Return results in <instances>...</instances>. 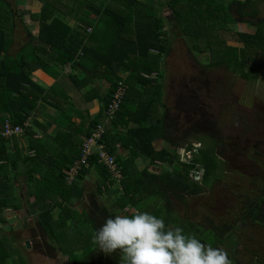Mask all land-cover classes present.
I'll use <instances>...</instances> for the list:
<instances>
[{
  "label": "trees",
  "instance_id": "16d2710c",
  "mask_svg": "<svg viewBox=\"0 0 264 264\" xmlns=\"http://www.w3.org/2000/svg\"><path fill=\"white\" fill-rule=\"evenodd\" d=\"M36 1L42 3V9L30 17L39 22V35L11 54L17 21L28 30L22 9L0 0V128L6 120L24 126L41 101L60 112L59 121L67 117L71 123V109H63L57 95H63L67 101L69 98L59 93L56 86L46 89L35 83L32 77L38 70L57 79V68L70 65L72 72L88 67L92 74L97 71L102 74L109 88L105 96H99L101 115L87 127L82 120L80 133L70 135L71 157L62 150L63 158L55 152L26 160L27 168L30 161L37 169L47 168V174L41 178L33 176L36 172L33 168L28 172L32 185L37 184V190L27 195L38 211L37 222L31 227L33 238L47 237L46 249L60 252L68 258V264H120L118 252L106 255L93 244V234L108 218L139 210L163 218L166 226L178 225L185 233H194L202 243L225 246L233 264H264L259 254L248 261H236L238 245L234 241L238 229L244 232L252 225L264 228V187L252 183L237 198L235 209L218 223L209 218L194 222L177 214L174 202L187 205L189 198L201 195L218 182V176L224 173V162L216 155L213 138L205 148H195L192 144L184 145L186 133L174 135L169 123L175 121L169 118L163 102L165 71L161 69L171 50L170 31L166 29L169 25L189 37L197 54L211 53L209 67H226L248 82H257L264 73V18L260 17L258 1L74 0L73 4L63 0ZM232 24H245L254 28L255 33L234 31ZM227 34H235V42L242 47L229 45ZM69 77L80 90L90 87L89 75L79 78L74 72ZM120 82L127 86L123 104L116 117L105 124V133L98 142L114 157L122 174L120 181H115L111 171L99 162V150L86 163H82V157L85 138H90L105 120L106 109ZM94 91L87 90V101L93 100ZM29 134L25 127L18 136ZM10 140H0V171L14 168L18 162L19 153L17 156L10 151ZM155 142L164 146L157 148ZM181 148L192 152L190 160L180 159L177 151ZM143 158L149 166L166 170L140 168L139 161ZM77 165L80 169L69 183V173ZM92 172L98 175L96 188L86 195L82 184ZM196 174L200 180H196ZM255 180L264 185L261 179ZM0 181L3 182L1 178ZM6 181H10L9 177ZM107 194L113 202L108 204L107 199L104 204ZM23 201L21 194L0 193V221L4 220L5 210H22ZM77 203L81 209L75 208ZM0 235L3 236L0 264H7L11 256L9 242L1 231Z\"/></svg>",
  "mask_w": 264,
  "mask_h": 264
},
{
  "label": "rangeland",
  "instance_id": "374dc122",
  "mask_svg": "<svg viewBox=\"0 0 264 264\" xmlns=\"http://www.w3.org/2000/svg\"><path fill=\"white\" fill-rule=\"evenodd\" d=\"M6 1L17 10L22 9L25 2V0ZM257 1L260 17L264 18V0ZM230 27L234 31L255 33L254 28L245 24H232ZM166 28L170 31L168 43L171 50L165 57L161 69L165 71L162 82L163 102L170 115L169 118L175 121L169 123V126L172 127L174 135L177 133L178 136H182L186 133L183 142L185 146L192 144L195 148H205V144L210 143L211 138L220 141L219 156L224 162V173L218 176V182L201 195L189 198L187 205L174 202L175 209L180 217L190 218L194 222L209 218L214 223H218L221 218L226 219L235 209L237 198L252 187V183L264 187L261 181L255 180L259 178L264 182V73L257 82H248L226 67L211 68L209 67L211 53L197 54L185 33L178 29L174 30L169 25ZM15 29L16 32H24L20 21H17ZM23 35L17 33V38L10 49L11 54H15L20 49L24 40ZM225 37L229 45L242 47L235 42V34H227ZM88 89L94 91L95 87L86 88L81 92L86 94ZM98 104L100 105L99 102ZM246 138L252 141L245 142ZM154 145L160 148L164 143L155 142ZM177 154L182 161L190 160L193 155L186 148L178 149ZM139 166L140 168L149 166V162L144 159L139 161ZM149 167L150 171L155 172L166 170ZM196 180H200V176L197 175ZM82 185L84 187L86 185L91 191L96 188L95 180L86 184L83 182ZM0 193L11 194L10 191L3 190ZM107 199L108 204L113 202L112 196L107 194L103 198L104 204L107 203ZM31 206L38 213L33 202ZM32 221H34L32 217L25 218L23 215L18 219V226L10 225L5 231L0 228L9 242L8 250L11 256L9 261L7 259V264H27L24 251L29 249L26 242H30V237L33 238L34 235L25 228L29 229ZM26 224L27 227L24 226ZM238 231L234 237L238 245L235 260L248 261L255 254L264 258V228L252 225L244 232ZM1 237L3 236L0 235ZM43 238H38V245L36 242L30 243V251L37 248L44 249L48 238ZM221 248L228 251L225 246ZM47 253L52 260L50 264H68V258L60 252L47 251Z\"/></svg>",
  "mask_w": 264,
  "mask_h": 264
},
{
  "label": "crops",
  "instance_id": "0c3cea01",
  "mask_svg": "<svg viewBox=\"0 0 264 264\" xmlns=\"http://www.w3.org/2000/svg\"><path fill=\"white\" fill-rule=\"evenodd\" d=\"M16 1V0H15ZM66 2V4H73L74 0H63ZM42 3L36 1V0H25L23 4V8L21 11V14L23 16L25 27L28 31L24 32H16L17 29H15L14 32V42L17 38V33L19 35L24 34V40L21 42V46L25 45L27 42L32 40V37H37L39 35V22L34 21L31 19L30 15L33 13H39L42 9ZM66 12H73L66 10ZM65 12V13H66ZM70 16V15H68ZM29 17V18H28ZM71 17V16H70ZM70 19V18H69ZM29 21V22H28ZM71 23L73 24L74 21L71 20ZM167 29V28H166ZM169 29V28H168ZM167 29V30H168ZM26 34V35H25ZM21 41V40H20ZM13 42V43H14ZM19 44V43H17ZM91 66V65H90ZM59 72V77L57 79H54L50 77L48 74L44 73L41 70H38L33 73V81L37 83L38 85L50 89L53 86H56L59 89V93H65L66 96L69 98V101L65 99V97L61 94H58V100L60 103H62L63 109H71V113L73 114V119L71 120V123L68 122L67 117L59 121L60 112L56 109H54L50 104L46 102H39L37 106V110L28 118L27 123H29L28 129L30 131L29 135H23V137L17 136L16 138H11L10 140V151L18 156L19 158L16 160L18 161L16 166L14 168L8 167L4 171H0V178L3 182L0 181V191H10L11 193H18L23 196V208L19 212H14L13 210L7 209L4 211V220L0 221V228L5 231L7 227L9 228L10 225L18 226L19 222L18 219H21V217L24 215L25 218L32 217L34 221H32V224L29 225L30 228H25L26 231L31 230V226H35L36 224V215L34 207L31 206L30 199L27 198V195L31 192H35L37 189L36 187L32 185L30 180L28 179V172L30 173V169L33 168L36 170V172L33 174V176L41 178V176L47 174V168L45 167H39L37 169V166L30 161L29 162V168H27L26 160L28 157H36L37 154L42 157H46L48 154H57L55 152H58V157L63 158L65 154L69 157H71L70 153V145L68 139H70V135H78L80 133L81 127L85 125V127L88 126L91 120L97 118L99 115H101L102 112V103L99 99V96H105L107 93V90L109 88V84L106 81V79L103 78L102 74H100L98 71L90 72L91 68L88 67H79L76 70L72 71L71 73L74 74L77 73L79 78H84L87 75L90 76V81L88 80L90 87H95V91L92 93L93 100L91 102L87 101L86 96L83 92H81L80 89L71 81L70 74L65 72V68L59 69L57 68ZM121 76L124 78L126 77V74L124 76L121 74ZM89 87V88H90ZM50 103H56L52 100H49ZM89 103H87V102ZM100 105L98 104V102ZM74 107V109L72 108ZM103 117V116H102ZM82 120L84 121V124L81 125ZM104 120V118L102 119ZM83 138V137H82ZM157 145V144H156ZM155 145V146H156ZM61 147V148H60ZM59 150H58V149ZM64 151V153H60L61 151ZM18 151V153H17ZM23 159V160H22ZM2 163L0 162V165ZM9 177L10 181L4 182L5 178ZM98 175L96 173L92 172L90 177L86 178V182H91L92 180H95V183L97 181ZM94 182V181H93ZM86 187V195L88 193H91L93 191L89 190L88 187ZM77 209H81L80 203L76 204ZM34 211V212H33ZM23 220V219H22ZM30 223V221H29ZM7 225V226H6ZM24 226H28L27 224ZM4 234V233H3ZM27 234V232H26ZM6 237V236H5ZM30 237V236H29ZM28 238V237H26ZM27 241V240H26ZM25 241V242H26ZM38 238H32L30 237V243L36 242V245H38ZM46 253L45 249H43ZM37 248L36 250L30 251H24V254L27 258V264H50L52 263L51 258H49L48 253H44ZM48 255V256H47ZM9 261V260H8ZM56 262V260H54ZM53 262V263H54Z\"/></svg>",
  "mask_w": 264,
  "mask_h": 264
},
{
  "label": "clouds",
  "instance_id": "9594fccd",
  "mask_svg": "<svg viewBox=\"0 0 264 264\" xmlns=\"http://www.w3.org/2000/svg\"><path fill=\"white\" fill-rule=\"evenodd\" d=\"M92 242L106 255L118 252L120 264H233L223 248L139 210L108 218Z\"/></svg>",
  "mask_w": 264,
  "mask_h": 264
},
{
  "label": "built area",
  "instance_id": "2783aa9c",
  "mask_svg": "<svg viewBox=\"0 0 264 264\" xmlns=\"http://www.w3.org/2000/svg\"><path fill=\"white\" fill-rule=\"evenodd\" d=\"M81 55V53H79ZM65 72H71V66L68 65L65 67ZM127 92V86L120 82L118 87L116 88L115 92L113 93L112 100L110 101L106 112H105V120L102 124L98 125L95 133L90 138H85L84 140V147H83V159L82 163H86V161L90 158L91 155L98 153L99 162L105 165L112 173L113 179L115 181H120L122 178L121 172L117 169V165L115 163V159L112 155L108 152L103 150L102 147L99 145V141L102 137V134L105 133V124L111 122L115 117L117 112L120 111V108L123 104L125 95ZM29 123H26L24 126L16 125L11 123L9 120H6L0 128V140L1 139H10L15 136L21 135L24 133L25 127H28ZM80 166H74L70 173L69 177L67 178L68 182L71 183L78 173Z\"/></svg>",
  "mask_w": 264,
  "mask_h": 264
},
{
  "label": "flooded vegetation",
  "instance_id": "af4514ba",
  "mask_svg": "<svg viewBox=\"0 0 264 264\" xmlns=\"http://www.w3.org/2000/svg\"><path fill=\"white\" fill-rule=\"evenodd\" d=\"M214 140L216 141V144H217V145H216V153H217L216 155H217V157H218L219 159H221L220 156H219V154H220V153H219V148L221 147V142L218 141V140H216V139H214ZM249 141H252V139H248V138L245 139V142H249ZM221 161H222V160H221ZM222 162H223V161H222ZM44 249H45V251H46V253H47L48 250L46 249V247H45ZM41 251L44 252L43 249H42ZM44 253H45V252H44ZM46 253H45V254H46ZM47 256H48V255H47ZM48 257L50 258V256H48ZM53 260H55V258H53Z\"/></svg>",
  "mask_w": 264,
  "mask_h": 264
},
{
  "label": "water",
  "instance_id": "95a60500",
  "mask_svg": "<svg viewBox=\"0 0 264 264\" xmlns=\"http://www.w3.org/2000/svg\"><path fill=\"white\" fill-rule=\"evenodd\" d=\"M199 169H200L202 172L204 171V168H203V167H199ZM196 176H197V174H196ZM26 244H27L28 249H30V248H31V246H30V242L27 241Z\"/></svg>",
  "mask_w": 264,
  "mask_h": 264
}]
</instances>
